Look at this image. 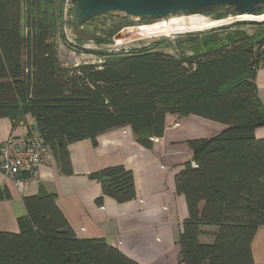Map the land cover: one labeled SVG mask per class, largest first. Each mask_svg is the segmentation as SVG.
<instances>
[{"label":"trees","instance_id":"1","mask_svg":"<svg viewBox=\"0 0 264 264\" xmlns=\"http://www.w3.org/2000/svg\"><path fill=\"white\" fill-rule=\"evenodd\" d=\"M62 2L0 0V117L17 124L30 115L65 173L70 172V143L94 140L112 128L129 126L135 141L149 148L152 138L162 136L168 113L225 124L210 138L188 141L197 166L186 162L175 176V190L187 208L179 261L255 264L251 241L264 225V138L254 134L264 126L255 83L256 58L264 57V20L252 23L259 26L252 34L219 26L170 41L174 52L153 41L87 51L98 63L66 66L57 48L58 37L65 41ZM204 14L220 20L233 12L220 6ZM128 25L127 19L112 21L99 33L94 29L91 39L110 42ZM215 28L224 34L215 35ZM88 176L101 185L97 204L104 196L119 203L135 196L132 172L123 165ZM3 197L7 191L0 189ZM22 202L18 232L0 231V264H139L103 239L78 238L54 194L23 196Z\"/></svg>","mask_w":264,"mask_h":264},{"label":"crops","instance_id":"2","mask_svg":"<svg viewBox=\"0 0 264 264\" xmlns=\"http://www.w3.org/2000/svg\"><path fill=\"white\" fill-rule=\"evenodd\" d=\"M255 83L264 109V65L257 70ZM33 118L13 124L0 117V143L9 136L26 135ZM226 125L197 115L178 117L166 114L162 136L152 138L146 148L134 139L129 126L112 128L95 139H82L67 146L70 172L61 171L57 156L45 160L38 175H21L22 188L13 177L0 171V231L18 232L17 218L25 215L23 196L52 193L56 204L78 238H99L139 264H183L179 261V236L187 217L185 198L175 190V176L186 162L192 165L188 141L210 138ZM264 138V126L254 131ZM123 165L133 175L135 196L119 203L102 195L99 181L89 174L112 165ZM255 264H264V225L251 241Z\"/></svg>","mask_w":264,"mask_h":264},{"label":"rangeland","instance_id":"3","mask_svg":"<svg viewBox=\"0 0 264 264\" xmlns=\"http://www.w3.org/2000/svg\"><path fill=\"white\" fill-rule=\"evenodd\" d=\"M73 4H74V0H63L62 2V14H61L62 34L64 36L65 41L60 40L59 37L57 39L58 56L60 61H62V63L66 66H70V65L72 66L83 62L98 63V58L93 53L87 51H117L120 48L137 47L142 44H148L153 41H163V44H161L160 49H162L165 52H174L175 51L174 47L168 46V43L170 41L174 42L177 39H179V37L183 36L185 33L188 32L208 31L211 28L214 27L217 28L219 26H225L229 29V31L242 28L247 33L252 34L259 27L252 23L261 22L264 20V16L263 18H260V20L259 19L252 20L250 18L240 19L238 18V16L229 15L226 18H224L225 20L224 23H221L219 25L207 29H202V30L185 29L182 31H172L167 28L168 31L166 30L164 32H156L153 34H148L145 31L139 33L135 28L140 24L141 25L151 24L152 22H156V21H152L148 23L147 22V20H149L148 18H131L129 16H125L122 13H111V14H101L89 18L87 21L83 22L80 25L79 32L82 31V33L80 34L78 33L79 34L78 35L71 23ZM175 15H182V14H175ZM183 15H196V14H183ZM198 15L208 19H212L210 18V16L204 13H198ZM118 19H127L130 25L121 28L113 36L110 42L98 43L95 42L93 39H91V37H93L94 29L95 30L97 29L99 33L100 30L107 28L112 21H117ZM216 31L217 32L215 35L219 36L224 34V32H222L221 30H216ZM116 36L119 37L117 38ZM118 40L120 41L118 42ZM260 51L264 53V44L260 46ZM262 60L263 61H261L260 59L257 60L256 58L255 67H257V69L261 68L264 65V57L262 58ZM202 239H204V237Z\"/></svg>","mask_w":264,"mask_h":264},{"label":"water","instance_id":"4","mask_svg":"<svg viewBox=\"0 0 264 264\" xmlns=\"http://www.w3.org/2000/svg\"><path fill=\"white\" fill-rule=\"evenodd\" d=\"M220 6L231 7L235 16L262 15L264 0H74L71 23L80 31L81 21L101 14L122 13L158 21L175 14L204 13Z\"/></svg>","mask_w":264,"mask_h":264},{"label":"built area","instance_id":"5","mask_svg":"<svg viewBox=\"0 0 264 264\" xmlns=\"http://www.w3.org/2000/svg\"><path fill=\"white\" fill-rule=\"evenodd\" d=\"M52 154V146L42 141L31 125L26 135H11L0 143V171L13 177L17 186L22 188L24 182L19 177H36L39 166ZM192 166L197 165L192 162Z\"/></svg>","mask_w":264,"mask_h":264},{"label":"bare ground","instance_id":"6","mask_svg":"<svg viewBox=\"0 0 264 264\" xmlns=\"http://www.w3.org/2000/svg\"><path fill=\"white\" fill-rule=\"evenodd\" d=\"M263 16L264 15H256V16L239 15L238 18H240V19H249L250 18L252 20L253 19H259L260 20V18H263ZM224 21H225L224 19H220V20L208 19L205 17H201L198 14H196V15H183L182 14V15H171L168 18L160 19L159 21H156V22L151 23V24H145V25L140 24L135 29L139 33L142 31H145L148 34H153L156 32H164L167 30V28L169 30H172V31H182L185 29L202 30V29L211 28L213 26L224 23ZM165 25H166V27H165ZM139 35H141V34H139ZM143 35H144V33H143ZM119 41L120 40H118V42Z\"/></svg>","mask_w":264,"mask_h":264}]
</instances>
